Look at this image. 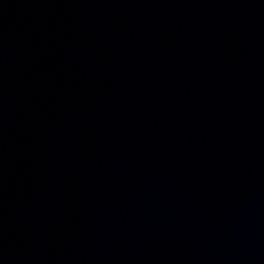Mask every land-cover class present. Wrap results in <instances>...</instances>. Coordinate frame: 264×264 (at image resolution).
I'll use <instances>...</instances> for the list:
<instances>
[{
  "label": "water",
  "instance_id": "water-1",
  "mask_svg": "<svg viewBox=\"0 0 264 264\" xmlns=\"http://www.w3.org/2000/svg\"><path fill=\"white\" fill-rule=\"evenodd\" d=\"M0 264H264V0H0Z\"/></svg>",
  "mask_w": 264,
  "mask_h": 264
}]
</instances>
